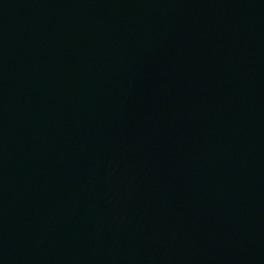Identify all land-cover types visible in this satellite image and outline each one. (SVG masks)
Returning a JSON list of instances; mask_svg holds the SVG:
<instances>
[{"label":"water","instance_id":"obj_1","mask_svg":"<svg viewBox=\"0 0 264 264\" xmlns=\"http://www.w3.org/2000/svg\"><path fill=\"white\" fill-rule=\"evenodd\" d=\"M0 264H264V0H0Z\"/></svg>","mask_w":264,"mask_h":264}]
</instances>
